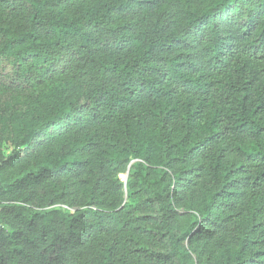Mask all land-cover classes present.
<instances>
[{
    "label": "trees",
    "instance_id": "trees-1",
    "mask_svg": "<svg viewBox=\"0 0 264 264\" xmlns=\"http://www.w3.org/2000/svg\"><path fill=\"white\" fill-rule=\"evenodd\" d=\"M81 2L0 0V264H264V0Z\"/></svg>",
    "mask_w": 264,
    "mask_h": 264
},
{
    "label": "rangeland",
    "instance_id": "rangeland-1",
    "mask_svg": "<svg viewBox=\"0 0 264 264\" xmlns=\"http://www.w3.org/2000/svg\"><path fill=\"white\" fill-rule=\"evenodd\" d=\"M81 1H82L81 3L72 4L70 6L67 5L65 13L63 12L66 18L88 7H90L91 9H95V8L99 9L100 5L104 4L106 0H81ZM0 151L1 154L5 156L12 151V147L9 144L5 143ZM118 177L122 182L126 181L125 175L121 174Z\"/></svg>",
    "mask_w": 264,
    "mask_h": 264
},
{
    "label": "water",
    "instance_id": "water-1",
    "mask_svg": "<svg viewBox=\"0 0 264 264\" xmlns=\"http://www.w3.org/2000/svg\"><path fill=\"white\" fill-rule=\"evenodd\" d=\"M127 178V174L125 175V179Z\"/></svg>",
    "mask_w": 264,
    "mask_h": 264
}]
</instances>
